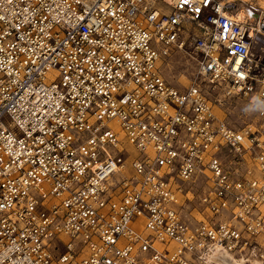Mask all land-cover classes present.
Listing matches in <instances>:
<instances>
[{
	"label": "built area",
	"instance_id": "obj_1",
	"mask_svg": "<svg viewBox=\"0 0 264 264\" xmlns=\"http://www.w3.org/2000/svg\"><path fill=\"white\" fill-rule=\"evenodd\" d=\"M236 8L0 0V264H208L259 247L264 39ZM186 47L180 89L160 62ZM209 90L248 98L256 126L217 116Z\"/></svg>",
	"mask_w": 264,
	"mask_h": 264
},
{
	"label": "rangeland",
	"instance_id": "obj_2",
	"mask_svg": "<svg viewBox=\"0 0 264 264\" xmlns=\"http://www.w3.org/2000/svg\"><path fill=\"white\" fill-rule=\"evenodd\" d=\"M237 8L243 9L245 13L252 11V17L246 14L245 20L254 22V25L262 34L264 39V4L260 0H234ZM238 8V9H239ZM237 9V10H238ZM257 13V14H256ZM195 52L191 47H186L185 51L173 50L160 62L161 73L174 86L183 89L187 87L196 70ZM213 103V110L217 116L224 118L231 126L237 128H254L258 123V117L255 109L246 97L225 94L222 90H209ZM215 98L220 100V104L214 101ZM194 215H198L193 211ZM259 247L253 248L251 252L231 251L244 256H235L244 258L247 261L258 259L259 264H264V234L257 237ZM258 257V258H256ZM261 260V262H260ZM212 264V263H211Z\"/></svg>",
	"mask_w": 264,
	"mask_h": 264
},
{
	"label": "bare ground",
	"instance_id": "obj_3",
	"mask_svg": "<svg viewBox=\"0 0 264 264\" xmlns=\"http://www.w3.org/2000/svg\"><path fill=\"white\" fill-rule=\"evenodd\" d=\"M221 1L226 4V2H230L233 0H221ZM242 1H245V0H242ZM260 2L262 4H264V0H260ZM238 8L235 9V12H236L235 16H237L239 19L245 20L246 14L249 15L250 17H252V11H247V13H245V11L243 9H240V8L238 9ZM262 234H264V233H262ZM231 253L237 257L244 256L241 254L236 255V253H233L231 251L218 248L209 254V256L207 258V261L209 262L208 264H211V263L212 264H259L258 259H252L251 261H247L244 258H236ZM244 257H246V256H244Z\"/></svg>",
	"mask_w": 264,
	"mask_h": 264
},
{
	"label": "crops",
	"instance_id": "obj_4",
	"mask_svg": "<svg viewBox=\"0 0 264 264\" xmlns=\"http://www.w3.org/2000/svg\"><path fill=\"white\" fill-rule=\"evenodd\" d=\"M256 258H258V257H256ZM260 262H261V260H260Z\"/></svg>",
	"mask_w": 264,
	"mask_h": 264
}]
</instances>
